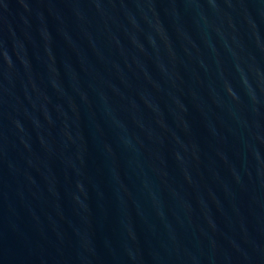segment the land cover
Here are the masks:
<instances>
[{"label":"water","instance_id":"95a60500","mask_svg":"<svg viewBox=\"0 0 264 264\" xmlns=\"http://www.w3.org/2000/svg\"><path fill=\"white\" fill-rule=\"evenodd\" d=\"M0 264H264V0H0Z\"/></svg>","mask_w":264,"mask_h":264}]
</instances>
